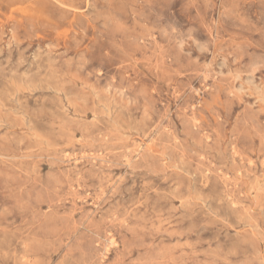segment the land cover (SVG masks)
Returning <instances> with one entry per match:
<instances>
[{"label":"rangeland","instance_id":"374dc122","mask_svg":"<svg viewBox=\"0 0 264 264\" xmlns=\"http://www.w3.org/2000/svg\"><path fill=\"white\" fill-rule=\"evenodd\" d=\"M0 264H264V0H0Z\"/></svg>","mask_w":264,"mask_h":264},{"label":"bare ground","instance_id":"6f19581e","mask_svg":"<svg viewBox=\"0 0 264 264\" xmlns=\"http://www.w3.org/2000/svg\"><path fill=\"white\" fill-rule=\"evenodd\" d=\"M61 6V5H60ZM17 86V85H16ZM34 89V88H33ZM37 90V89H36Z\"/></svg>","mask_w":264,"mask_h":264}]
</instances>
